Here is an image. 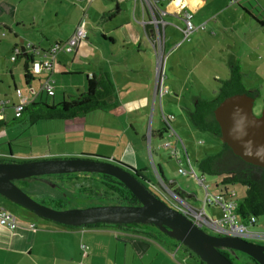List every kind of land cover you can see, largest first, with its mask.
<instances>
[{"label": "crops", "instance_id": "crops-1", "mask_svg": "<svg viewBox=\"0 0 264 264\" xmlns=\"http://www.w3.org/2000/svg\"><path fill=\"white\" fill-rule=\"evenodd\" d=\"M238 1L235 0V3ZM204 3L205 0H170L166 5L165 28L170 25L169 18L175 17L183 22L181 13L184 10L192 14L193 20V15ZM147 12L144 0H0V83L6 79L13 83L15 78L24 79L26 56L30 60L39 59L31 54L32 50L46 51L54 44L65 42L80 20L86 22V39L70 53L60 51L51 70L36 75L38 83H41L36 92L24 97L14 85L13 95L2 93L10 101V106L0 111L3 114L0 128L6 125L5 110L12 109L11 106L17 103L11 99L16 97L14 89L21 91V97H16L18 101L43 100L50 105L52 101L56 103L55 98L59 102L81 95L86 89L87 80L92 77L110 82L112 92L105 101H119L126 125L133 129L134 122L140 125L141 118L146 116L144 109L147 102L158 99L155 94L154 65L158 58L155 35L152 27L141 24L148 20ZM245 17L247 15L241 11L234 21L238 24ZM226 35L229 43L223 49L229 52V60L225 62L221 59L223 63L220 62L227 69L226 81L237 69L241 84H246L245 79L250 71L246 75L244 70H251L252 65L259 64L256 62L261 58L260 55L254 57L253 52L259 51L264 58V39H261L264 38V27L254 28L252 24L244 31L230 29ZM215 37L210 34L208 38L213 41ZM182 42L183 37L175 48ZM15 47L23 48L24 53L12 62L10 58ZM228 48L234 49L229 51ZM237 49L244 53V57L241 60L238 58V61L233 57L236 53L239 55ZM28 75V82L24 81L26 86L35 77L29 72ZM45 82H50L54 88L53 96H47V99L46 93L41 90ZM173 92L181 100L183 89L174 87ZM48 98L53 100L49 102ZM182 109L188 114L189 108ZM103 110L102 107L87 113L85 126L99 128L104 134L107 131L105 125L112 124L111 119H107L110 115ZM95 116L99 120L104 117L99 126L94 122ZM170 144L174 146V140ZM46 156L26 157L32 161L45 159ZM2 158L16 159L10 148L7 155L0 154ZM132 171L138 173L135 169ZM156 171L163 179L161 169ZM138 174L145 184H149L142 173ZM0 209H4L1 202ZM14 219L17 223L14 230L0 226V264H200L185 247L151 231L142 233L105 226L66 228L30 217Z\"/></svg>", "mask_w": 264, "mask_h": 264}, {"label": "rangeland", "instance_id": "rangeland-1", "mask_svg": "<svg viewBox=\"0 0 264 264\" xmlns=\"http://www.w3.org/2000/svg\"><path fill=\"white\" fill-rule=\"evenodd\" d=\"M238 2L239 4H236L235 0H205L203 7L193 15L192 20L195 27L204 25V29L194 32L188 41H183L176 48L175 44L182 39L180 30L183 28V22L175 17L169 18L170 25L165 28L163 35L166 41L164 40L163 43L165 59L162 64L163 87L167 90V94L161 100L150 99L147 102L144 109L146 116L141 118L140 125L134 122V129L129 128L123 121L119 101H105L102 106L103 112L110 115L109 118H106L111 119L110 123L112 124L105 125V131H107L104 134H101L99 128L85 126L86 114L67 120L33 121L29 115H24L23 118L16 120L13 117V110L6 109L4 113L6 125L0 128V154L7 155L8 148H10L16 159L2 158L0 160L20 163L30 161L26 157L28 155L42 154L47 155L45 159L84 157L119 164L126 169H135L138 173H142L149 181L150 185L144 182L147 188L169 206L164 198L168 196L164 190L161 189L162 196L151 189V185L157 186L153 173L154 168L157 170L160 168L163 173V181L166 184L176 183L171 187L172 190L179 187L186 194L194 195L195 200L188 199V202L194 207H199L200 200L204 196L203 190L192 178L183 177L177 173L178 163L163 147L166 142H173V139L168 136V132L161 122L162 113L164 116L172 115L173 120L170 126L184 145L195 174L199 178L203 176L209 187V193H218L219 189L227 187L235 192L240 205L246 196L247 187L245 185L225 183V175L210 174L200 170V164L204 159L222 151L219 137L214 136L210 131L195 129L189 120L195 100L213 101L226 81L227 69H224L220 64L221 59H224L225 62L229 60V52H225L226 49H223L229 43L226 34H229L230 29L244 31L252 24L254 28L260 27L249 16L242 21L239 20L238 24L235 23L236 15L242 11L239 5L249 9L258 20H264V0H240ZM210 34L216 35L213 41L208 38ZM261 39L264 38L261 37ZM233 49L228 48L229 51ZM237 51L239 55L236 53L233 56L236 61L238 58L241 60L244 57L241 50L237 49ZM252 55L254 57L260 55L261 58L256 62L259 64L252 65L251 70H244L243 73L246 75L250 71V75L245 79L246 84L242 86L245 90L251 89V91L258 92V95L253 98L252 108L253 115L257 117L264 106V58L259 51L253 52ZM155 69L156 63L154 71ZM38 82L36 76L27 86L22 77L15 78L14 83L6 79L0 83V99H5L2 95L4 92L9 96L13 95L14 85L22 91L24 97H29L39 89L41 83ZM174 87L183 89V94L180 95L181 100L173 92ZM11 99L14 103L18 102L16 97ZM52 100V98H48L49 102ZM55 102H58L57 98H55ZM182 107L189 108L188 114ZM0 117H3L2 113ZM103 118L102 116V119L99 120V117L95 116V124L99 126ZM121 129L123 130L121 131ZM176 142V155L184 162L185 156L182 147L177 140ZM15 185L35 202L55 210L116 205L117 201L100 185L99 178L89 175L42 176L16 181ZM0 202L4 205V209L17 219L23 220L25 217H30L42 221L1 196ZM205 211L207 214L216 215L209 208H206ZM237 217L240 222H246L238 215ZM255 220L256 223L250 228V231L264 234V215L256 216ZM130 230L162 234L156 228L148 225L133 226ZM173 242L179 244L174 240ZM192 257L196 260L195 256L192 255ZM233 262L234 264L247 263L246 258L242 256Z\"/></svg>", "mask_w": 264, "mask_h": 264}, {"label": "water", "instance_id": "water-1", "mask_svg": "<svg viewBox=\"0 0 264 264\" xmlns=\"http://www.w3.org/2000/svg\"><path fill=\"white\" fill-rule=\"evenodd\" d=\"M21 52L24 53L23 48ZM253 103V98L246 94L230 96L217 106L214 117L221 143L243 162L264 168V106L256 117L252 113ZM70 174L112 177L131 193L138 205L55 210L35 202L15 185L16 181L24 179ZM0 196L40 219L72 228L93 225L152 226L184 246L203 264H234L220 250L238 252L256 264H264V246L206 233L156 198L134 171L110 162L79 157L0 163Z\"/></svg>", "mask_w": 264, "mask_h": 264}, {"label": "built area", "instance_id": "built-area-1", "mask_svg": "<svg viewBox=\"0 0 264 264\" xmlns=\"http://www.w3.org/2000/svg\"><path fill=\"white\" fill-rule=\"evenodd\" d=\"M147 4L148 20L142 21V26L149 25L155 35V45L158 51V58L156 62V86L155 94L156 97L161 100L166 94L167 90L163 87V71L162 64L165 59L163 56V43H164V29L166 22L164 18L166 16V5L170 0H144ZM181 19L183 21V28L180 30L182 33L183 41H187L191 34L198 30H203L204 25L195 27L192 24V14L189 11H182ZM86 39V22L84 19L80 20L78 25L75 27L71 36L63 43L54 44L46 51L32 50L31 54L38 56V60H30L28 72L32 76L39 75L41 72H49L56 61V56L60 51L65 53H70L73 49L81 42ZM22 54L19 47H15L12 50L11 61ZM41 90L46 93L47 96H53L54 88L50 82H45L41 86ZM14 93L17 98L21 97V91L19 89H14ZM27 102L18 101L13 104V117L19 118L25 108ZM10 106V101L8 99H0V111ZM173 120L171 115L164 116L161 113V121L164 124L168 136L173 138L175 145L166 142L164 148L170 153V157L174 159L177 163V173L183 177H189L195 180L196 184L203 190L204 196L200 200V206L194 207L193 204L188 202V199H194V195L186 194L181 191L179 187L172 190V186L176 183L170 182L166 184L161 175L154 168L155 178L157 181V186L151 185V189L156 193L163 196L161 189L167 193V197H164L169 204V207L180 213L187 220H189L194 226L205 231L206 233L217 236V237H229L242 239L244 241L264 246V234L258 232L250 231L256 223L255 217L250 216L246 219L245 223L240 222L237 217L238 199L236 194L232 189L223 187L219 189L218 193H209L208 185L206 184L203 176L197 177L193 170V166L189 157L186 154V150L182 142L175 135L170 124ZM176 140L182 147V151L185 156V161L183 162L181 158L176 155ZM217 186V185H216ZM209 208L214 214H207L205 209ZM0 226L5 227L9 230H14L17 227V223L12 215H10L4 209H0ZM85 249L84 247H82Z\"/></svg>", "mask_w": 264, "mask_h": 264}, {"label": "trees", "instance_id": "trees-1", "mask_svg": "<svg viewBox=\"0 0 264 264\" xmlns=\"http://www.w3.org/2000/svg\"><path fill=\"white\" fill-rule=\"evenodd\" d=\"M236 4H239V2ZM239 7L244 14L249 16L259 26L264 27L263 21L258 20L249 9L242 5H239ZM26 57L27 60L24 63L23 70L24 81L27 83L29 80L28 68L30 59L29 56ZM111 92L112 86L108 80H97L92 77L87 80L86 89L81 95L72 97L68 101L61 100L50 105L43 100L27 102L21 116L16 118V120L23 118L24 115H29L33 121L72 119L102 108L105 99L111 95ZM237 94H246L254 98V96L258 95V92L245 90L240 82L239 72L235 69L230 79L223 83L217 97L213 101L208 102L204 100H196L193 111L189 114V120L193 127L200 131H210L214 136L219 137L220 132L214 117V111L225 98ZM6 162L13 161L0 160V163ZM200 170L210 174H223L225 175V183H241L247 187L246 196L237 208V215L241 219L246 220L250 216L256 217L258 215H264V168L243 162L240 158L235 156L225 144H222V151L215 156H210L204 159L200 164ZM134 173H136V177L140 182L144 184L143 180L139 178V174L137 172ZM80 175H89L99 178L100 185L103 186L104 190L117 200L115 202L116 205L132 206L138 204L137 200L131 195V193L116 179L98 174ZM145 186L147 187V185ZM97 226L109 227L111 225H93L88 227ZM133 226L135 227L137 225L114 227L119 229H131ZM62 227L70 228L67 226ZM220 253L223 255L221 250ZM196 260L200 264H203L197 258ZM250 260L252 264H256L252 259Z\"/></svg>", "mask_w": 264, "mask_h": 264}, {"label": "flooded vegetation", "instance_id": "flooded-vegetation-1", "mask_svg": "<svg viewBox=\"0 0 264 264\" xmlns=\"http://www.w3.org/2000/svg\"><path fill=\"white\" fill-rule=\"evenodd\" d=\"M221 251L223 252V255L226 258H228L231 262H233L235 259L236 260L240 259V256H242V257H245L246 258V261H247L248 264H252L250 258L247 257V256H245V255H243V254H241V253H238V252H230V251H226V250H221Z\"/></svg>", "mask_w": 264, "mask_h": 264}]
</instances>
